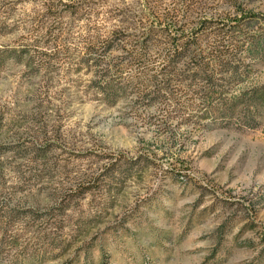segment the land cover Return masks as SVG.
Returning <instances> with one entry per match:
<instances>
[{
  "label": "rangeland",
  "instance_id": "obj_1",
  "mask_svg": "<svg viewBox=\"0 0 264 264\" xmlns=\"http://www.w3.org/2000/svg\"><path fill=\"white\" fill-rule=\"evenodd\" d=\"M43 1L0 0V264H264V123L164 126L96 100L92 76L34 42ZM75 1L52 0L60 21ZM202 1L201 18L243 16L263 52L264 0Z\"/></svg>",
  "mask_w": 264,
  "mask_h": 264
},
{
  "label": "trees",
  "instance_id": "obj_2",
  "mask_svg": "<svg viewBox=\"0 0 264 264\" xmlns=\"http://www.w3.org/2000/svg\"><path fill=\"white\" fill-rule=\"evenodd\" d=\"M142 1L76 0L66 24L44 0L34 42L57 49L58 64L92 76L94 97L110 107L130 99L136 112L154 107L164 126L263 125L264 84H250L249 60L264 59V42L263 52L252 46L244 17L201 18L202 0Z\"/></svg>",
  "mask_w": 264,
  "mask_h": 264
}]
</instances>
